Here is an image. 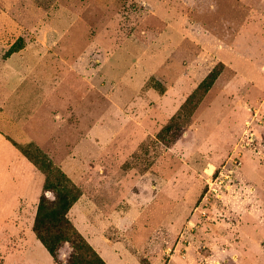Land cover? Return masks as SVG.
<instances>
[{"label":"rangeland","instance_id":"374dc122","mask_svg":"<svg viewBox=\"0 0 264 264\" xmlns=\"http://www.w3.org/2000/svg\"><path fill=\"white\" fill-rule=\"evenodd\" d=\"M264 264V0H0V264Z\"/></svg>","mask_w":264,"mask_h":264},{"label":"trees","instance_id":"16d2710c","mask_svg":"<svg viewBox=\"0 0 264 264\" xmlns=\"http://www.w3.org/2000/svg\"><path fill=\"white\" fill-rule=\"evenodd\" d=\"M69 182H61V190L54 199L41 196L34 218L33 228L37 237L43 242L55 261L57 250L62 241L71 243L74 251L62 264H106L77 231L69 220L67 213L78 196L73 193Z\"/></svg>","mask_w":264,"mask_h":264}]
</instances>
